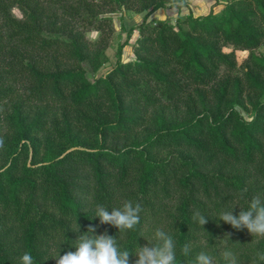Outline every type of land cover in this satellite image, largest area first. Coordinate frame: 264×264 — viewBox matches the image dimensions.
<instances>
[{
  "label": "trees",
  "instance_id": "1",
  "mask_svg": "<svg viewBox=\"0 0 264 264\" xmlns=\"http://www.w3.org/2000/svg\"><path fill=\"white\" fill-rule=\"evenodd\" d=\"M187 4L0 0V264H20L25 252L56 264L90 226L133 251L129 264L157 227L173 237L176 264H195L201 251L227 264L229 250L237 264H264V237L218 219L264 200V56L255 52L264 0L147 20ZM122 8L144 12L134 58L122 61L120 43L114 66L89 80L87 67L107 60V13ZM234 49L249 51L241 74ZM126 200L142 206L134 229L118 233L94 216Z\"/></svg>",
  "mask_w": 264,
  "mask_h": 264
},
{
  "label": "clouds",
  "instance_id": "2",
  "mask_svg": "<svg viewBox=\"0 0 264 264\" xmlns=\"http://www.w3.org/2000/svg\"><path fill=\"white\" fill-rule=\"evenodd\" d=\"M233 209L222 211L218 219L230 224L234 229H247L252 236L264 237V200L260 196L252 197L247 209H240L238 214H233ZM141 211L142 206L139 203L134 204L126 200L121 207H113L111 211L103 205H97L94 216L99 218L101 224L114 226L118 233H123L139 225ZM192 218L201 228L208 223V218L198 211ZM94 232L95 228L90 226L87 233L92 235H80L76 239V250L63 255L59 253L53 258L56 264H129L133 251L122 250L118 246L117 236L108 235L107 232L93 235ZM154 240L155 243L148 241V244L134 249V255L137 257L134 264H176V244L173 237L162 227H157ZM191 248V244H184L181 248L182 255L188 256ZM259 255L260 259L264 260V254ZM223 259L227 264H237L235 255L230 250L223 252ZM20 264H34L30 252L22 254ZM195 264H214L213 257L201 251L195 257Z\"/></svg>",
  "mask_w": 264,
  "mask_h": 264
},
{
  "label": "rangeland",
  "instance_id": "3",
  "mask_svg": "<svg viewBox=\"0 0 264 264\" xmlns=\"http://www.w3.org/2000/svg\"><path fill=\"white\" fill-rule=\"evenodd\" d=\"M176 1L180 2V1H187V0H176ZM226 1L227 0H220V1L219 0H198L197 3H198V7L200 8L197 11L196 10L195 11L200 15L206 14L207 12H209L210 9H212L214 12H218L223 7ZM212 4L214 7L211 6ZM133 13L135 12L131 10H126L124 8L117 10L116 12L107 13V15H110L112 17V23H113V28H114L113 33H111V35L109 36V40H108V43L105 49L107 60L103 63V65L96 72H92L90 68L87 67L88 69L87 77L89 80H94L97 76L105 74L109 69H111L114 66L116 62V57H117V47L120 43L124 42V44L121 47V55H120V58L122 59V61H127V60L134 58L132 45L136 41L135 37H138L139 35L138 29L136 28V26L140 24L139 22L140 19L138 20L134 19L132 17ZM141 13H143V18H144V12H141ZM176 16H170L169 18H166V19L173 21L176 18ZM132 27H135L134 29L137 30V33L135 34L132 30L131 35L129 36V39L125 42V39L127 37V31L132 29ZM86 35L88 36V38L93 40L99 36V32L96 30H88L86 31ZM232 49H233L232 46L224 47V50L226 51H231ZM234 51L236 54V60H237V66H238L237 69L234 71V73L241 74L242 72L241 63L243 59L247 56L249 51L240 50V49H234ZM255 52L260 53L264 56V47L261 45L255 50ZM239 111L243 115L244 118L246 119L251 118L247 112H244L241 109H239Z\"/></svg>",
  "mask_w": 264,
  "mask_h": 264
},
{
  "label": "crops",
  "instance_id": "4",
  "mask_svg": "<svg viewBox=\"0 0 264 264\" xmlns=\"http://www.w3.org/2000/svg\"><path fill=\"white\" fill-rule=\"evenodd\" d=\"M197 1L198 0H187V3H188L187 6H183V7H180V8L171 7V8H161V9H157L156 11H154L149 16L148 20H151V19H166V18H169L170 16H176L177 14H188L189 12H191L193 15L196 16L198 14L196 11L200 8V7H198ZM211 6L214 7L213 4ZM198 15H200V14H198ZM132 17L134 19H136V20L140 19L139 22H141L142 21V18H143V13H140V12L137 13V12H135V13H133V16ZM133 32L136 34L137 33V30L134 29ZM136 38L137 37H135V40H136Z\"/></svg>",
  "mask_w": 264,
  "mask_h": 264
}]
</instances>
